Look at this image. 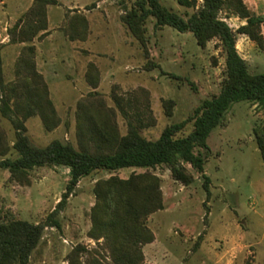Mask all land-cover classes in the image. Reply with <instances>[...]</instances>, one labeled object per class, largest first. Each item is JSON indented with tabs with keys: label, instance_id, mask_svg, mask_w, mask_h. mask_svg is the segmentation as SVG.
<instances>
[{
	"label": "rangeland",
	"instance_id": "rangeland-1",
	"mask_svg": "<svg viewBox=\"0 0 264 264\" xmlns=\"http://www.w3.org/2000/svg\"><path fill=\"white\" fill-rule=\"evenodd\" d=\"M134 1L57 0V4L47 6L53 29L51 56L57 60L46 67V83L59 124L49 131L37 115L27 118L25 133L34 144L45 146L59 139L77 146V102L89 98L91 91L97 92L94 99L101 98L106 106L114 109L121 134L127 131V120L115 98L126 102L133 99V95L138 97L141 102H136L134 107H124L130 114L138 111L143 122L154 121L141 130L147 139H156L166 126L185 119L203 99L218 92L224 67L218 43L211 40L200 47L190 32L181 33L169 26L155 31L154 20L149 18L146 22L149 56L146 57L140 43L120 20L121 14ZM161 2L182 16L193 10L180 6L177 0ZM29 4V0H0V21L3 12L13 15L14 11L21 12ZM83 13L90 16L92 26L113 29L95 31L100 38L95 43L99 55L92 58L86 55V49L82 53L64 43L68 38L64 27L71 17ZM17 18L9 20L7 32ZM232 26L235 28V24ZM260 34L261 43L237 34L236 49L248 62L251 73L264 72V21ZM56 44L57 56L54 54ZM7 61L9 65L2 76L4 81H12L15 80V64ZM148 61L157 66L147 69ZM90 63L99 74L95 89L85 77ZM91 74L95 77V70ZM164 99L174 101L171 116L165 114ZM263 123L264 109L247 101L233 103L223 123L209 134L208 148L199 149L205 156L204 175L186 165L193 181L184 185L175 180L166 167L150 170L160 178L164 207L147 220L155 238L143 246L141 264H264V163L254 138V129ZM0 127L11 145L14 127L1 112ZM191 128L189 123L184 132H190ZM142 171L145 169L123 168L80 179L56 215L59 227L47 225L44 228L29 264H69V255L79 244L91 255L81 253L78 264H89L91 256L108 260L101 240L87 235L89 211L94 202L92 187L99 178L110 175L127 178L131 173ZM28 176L29 183L21 185L10 180L8 170L1 169L0 204L4 213L8 211L15 218L43 222L65 190L68 169L64 166L39 167L29 171Z\"/></svg>",
	"mask_w": 264,
	"mask_h": 264
},
{
	"label": "trees",
	"instance_id": "trees-1",
	"mask_svg": "<svg viewBox=\"0 0 264 264\" xmlns=\"http://www.w3.org/2000/svg\"><path fill=\"white\" fill-rule=\"evenodd\" d=\"M177 3L193 9L192 12L182 16L163 5L161 0H135L124 10L120 20L140 43L146 57L149 56L146 22L152 18L155 31L169 26L181 33L190 32L200 47L215 40L224 56V67L218 92L203 99L185 119L166 126L156 139H147L141 134V130L154 121L143 122L138 111L130 114L124 107H134L136 102H141L138 97L133 95V99L126 102L115 98L127 120V131L121 134L114 109L106 106L101 98L94 99L97 92L91 91L89 98L77 102V146L59 139L45 146L34 144L25 133L27 118L37 115L49 131L59 124L48 85L35 67L34 46L25 45L21 49L15 61V80L4 81L0 59V112L14 127L11 145L0 127V170H8L10 180L21 185L29 183L28 173L34 168L64 166L69 174L60 200L43 222L15 218L8 211L4 213L0 204V264H29L44 228L47 225L59 227L56 215L80 179L123 168H142L145 171L131 173L127 178L110 175L96 180L92 187L94 202L89 211L87 231L90 238L101 240L108 258L91 256L89 264H141L143 246L155 238L147 220L164 207L160 178L150 170L166 167L175 180L189 185L193 175L186 165L197 173H204L205 156L199 149L208 148L209 134L223 123L232 104L247 101L264 109V72L251 73L248 62L236 49L237 34L262 42L260 26L264 18L251 12L242 0H201L200 3L177 0ZM50 4H57V0H33L23 16L8 29L9 41L28 43L45 30ZM223 13L246 19V23L233 30L223 19ZM71 18L64 27L68 38L84 39L87 19L83 14ZM154 66L157 64L152 61L146 64L147 69ZM92 70L96 72L95 77ZM98 75L96 67L90 63L85 77L94 89L98 85ZM162 102L165 114L171 116L174 101L164 99ZM189 123L191 131L185 133ZM254 138L264 163V123L254 129ZM207 182L205 176V187ZM84 252L91 255L83 245H77L69 255V264H78V257Z\"/></svg>",
	"mask_w": 264,
	"mask_h": 264
},
{
	"label": "crops",
	"instance_id": "crops-1",
	"mask_svg": "<svg viewBox=\"0 0 264 264\" xmlns=\"http://www.w3.org/2000/svg\"><path fill=\"white\" fill-rule=\"evenodd\" d=\"M29 1H30V4L21 12L14 11L13 15H9L6 12H3L1 16L2 19L0 21V59L2 61V72H4L5 67L9 65L7 60H12L13 61L12 64H15V61L20 55L21 49L25 45H33L34 46L33 60L35 61L36 70L41 75H43L44 80L47 81L46 67L50 65V63H52V60H57V59H53V57L51 56L53 53L51 50L53 41H52V32H51L52 26L50 24V17L48 15V11H47V21H48L47 28L43 31H40L38 35L31 42H28V43L14 42L13 43L9 41L10 37L7 32V28L9 27L10 22L15 21L18 15L19 16L17 18V21L20 19V16L22 15V13H24L28 9V7L31 5L33 0H29ZM242 1L251 12L264 18V0H242ZM90 12H93V10ZM83 15L85 16L89 24L90 16L84 13ZM223 19L231 28L233 27L232 25L235 24V28H232L233 30H236L239 26L244 25L246 23V19H242L236 15L226 16L223 13ZM101 27L102 26L98 28V26H96L95 24H93V26L89 24L87 26V33L84 39L70 40L69 38H66L64 39V43L66 44L68 43V45L78 48V50H81V52L83 51L82 53H84V50L86 49L87 50L86 55L90 56L91 58L92 56L93 57L98 56L99 53H98V50H96L95 48V43H97L100 38L96 34L97 32L95 31H99V32L104 31L105 29H102ZM112 30L113 29L108 27L107 30H105L104 32L112 31ZM90 34L91 35L93 34V36H90ZM238 35H241L247 38V36L244 34H238ZM89 39L91 40V42H89ZM74 42H76L77 44L74 45L73 44ZM56 45L57 46L55 48L54 54L57 56L58 55V44Z\"/></svg>",
	"mask_w": 264,
	"mask_h": 264
}]
</instances>
